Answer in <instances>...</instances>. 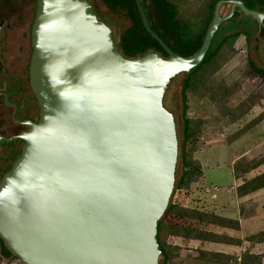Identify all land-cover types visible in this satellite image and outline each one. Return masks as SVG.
<instances>
[{
    "label": "water",
    "instance_id": "1",
    "mask_svg": "<svg viewBox=\"0 0 264 264\" xmlns=\"http://www.w3.org/2000/svg\"><path fill=\"white\" fill-rule=\"evenodd\" d=\"M230 3L226 14L221 6ZM124 55L90 0H38L31 86L40 117L0 180V238L23 264H160L158 224L175 187L179 138L165 106L171 80L205 58L237 7L264 28V11L219 0L192 56Z\"/></svg>",
    "mask_w": 264,
    "mask_h": 264
},
{
    "label": "rangeland",
    "instance_id": "2",
    "mask_svg": "<svg viewBox=\"0 0 264 264\" xmlns=\"http://www.w3.org/2000/svg\"><path fill=\"white\" fill-rule=\"evenodd\" d=\"M90 1L93 3L94 10L98 17L112 28L115 42H120L122 35L130 29L134 23L129 9L123 6L117 8L111 7L104 0ZM172 1L178 6V18L181 19L182 25H188L187 29L191 32L198 31L203 25V17L205 16V11H207L206 5L209 0ZM13 4L12 8H19L20 11L23 9L22 11L29 12L30 7L24 5V0H14ZM228 8L229 3H224L221 6V14H226ZM155 16L156 14L153 16L154 19ZM236 39L237 38H234L226 42L214 58L208 60L199 71L194 73L193 82L195 80L197 81V92H192L190 89L187 90V115L194 118L195 121L193 126H197V134L199 135L213 127L216 130H220L222 128V119L220 116L222 115L228 117L230 120V141L237 139L238 136H253V125L255 122L259 121L258 116H261V113L264 116V76L256 74L250 65V61L253 60L257 66L264 67V50L258 51L255 48V38L251 40L252 42L247 41L243 47L235 43ZM172 42L178 45L175 40H172ZM233 59H236L233 64L226 65V63L231 62ZM185 77L186 75L184 73L176 75L169 83L164 97L165 106L175 115L179 138L183 137L182 107L184 102L182 99V88ZM212 86L213 90L211 89ZM224 87L229 88V93L227 95H224V93L223 95L221 94ZM213 93H216L217 105L220 110L218 112L215 110L216 113H213L215 111H213V102L210 99V95ZM258 105L263 107L262 111H260L261 113H255L257 117H254L252 121L251 119H247L248 115L253 109L256 110ZM221 111H223V113ZM199 121L202 122L200 123ZM245 121L248 123H245ZM248 147L249 146H246V148ZM244 148L245 146H239V150ZM259 148L260 149H255L253 152H250L253 156L252 159H242L238 161L237 165L240 164V168L245 169L257 163L263 164L264 145ZM235 150L238 151L237 147ZM180 152L181 149H179L177 167L180 166L181 173L183 166L181 165ZM188 158L193 159V153H188ZM4 161L5 168L0 167V180L4 174L3 172L7 168L10 169V166L13 164V160ZM196 162L197 161L194 159L191 165L192 168L197 166ZM263 181L264 177L255 183L259 184ZM194 184L195 183L191 186ZM191 186H183L181 189L175 187L172 201L182 205L183 208H192L205 212V208H201L200 204L195 203V201L199 200L198 197L191 196V194L194 193ZM163 219L166 226L162 230L161 237L164 247L169 251V257L165 264H238L240 262L235 256L226 253L218 255L215 251H212L210 255L202 256L201 251L204 249L205 243L198 241L191 242L188 238L177 236L171 233L172 227H169V225H175L191 230L200 228L198 230L203 232V235H206L205 232L208 233L206 236L209 238H214L215 240L226 243H238L240 242L239 232L237 231L238 224L235 222L221 220L220 222L224 224L219 225L205 222L190 215L181 217L172 212L166 214ZM252 236V240L259 241L264 239V232L256 233ZM248 238L251 239V236ZM1 249L2 243L0 240V264H11V262L23 264L17 257L4 255ZM162 262L161 255L160 264H163ZM256 262L255 259L249 261V258H247L246 260V264H256Z\"/></svg>",
    "mask_w": 264,
    "mask_h": 264
},
{
    "label": "trees",
    "instance_id": "3",
    "mask_svg": "<svg viewBox=\"0 0 264 264\" xmlns=\"http://www.w3.org/2000/svg\"><path fill=\"white\" fill-rule=\"evenodd\" d=\"M109 6L117 8L123 6L128 8L130 15L133 18V26L128 29L123 35L120 42L117 43L121 52L128 57H135L139 54H145L148 51L155 50L161 53L163 56L167 57L168 53L159 43V41L154 38L144 27L136 0H104ZM219 0H209L207 6V11H205V16L203 17V25L198 31H189L188 25H182V21L178 18V6L172 0H142L143 6L151 23L153 29L164 39V41L176 52L184 56L194 55L202 46L206 32L213 20L216 4ZM247 7L251 9H257L264 11V0H243ZM93 5V3H92ZM231 4L229 3L230 9ZM227 11V12H228ZM156 14L155 19L153 18ZM161 27V28H160ZM244 34L247 37L249 42L255 38L256 44L255 48L260 51L264 50V28L254 19L252 16L244 13L239 7L236 8L234 15L223 22L215 36L212 40L210 48L203 59V61L189 73L182 72L186 75L183 81L182 88V119H183V137L179 138V149H181V165L183 170L180 173V166L177 167V183L176 188L181 189L183 186H191L201 175L200 164L197 161V166L191 167L194 159L188 158V153L192 154L196 151L198 147V139L196 137L198 129L197 126H193L194 119L187 115L188 106L187 102V90L190 89L192 92H197L198 86L197 81L193 82V75L206 63L208 60L214 58L218 52L221 50L223 45L239 37V35ZM172 40H175L178 45H175ZM250 65L253 68L254 72L258 75L264 76V67H259L255 64L253 60L250 61ZM213 90V86L211 87ZM227 95L229 93V88L224 87L221 94ZM210 98L217 104L216 93L210 95ZM201 123V121H199ZM199 123V124H200ZM189 144V147H188ZM196 161V160H195ZM9 170V169H8ZM262 178H258L260 180ZM264 183V182H263ZM175 213L181 217H186L188 215L201 219L208 223L215 224H224L220 222L221 220L231 221L238 224L237 221L228 219L217 215L214 212L208 211H199L195 209H189L182 207L178 203H174L171 199L170 205L166 214ZM165 214V215H166ZM164 215V216H165ZM166 224L162 218L158 224V242L162 250V263L165 264L169 257V251L164 247L163 239L161 237L162 230L165 228ZM172 227L173 234L177 236H182L184 238H193V239H210L215 240L214 238H209L208 233L203 235V232L197 230L187 229L185 227L169 225ZM197 231V232H196ZM199 231V233H198ZM202 234V235H201ZM2 243V253L7 256H15L5 245L3 240L0 238ZM210 255L211 251L202 250L201 255ZM218 255L223 253L217 252ZM246 257V256H245ZM257 258V256H253ZM246 263V260L244 261Z\"/></svg>",
    "mask_w": 264,
    "mask_h": 264
},
{
    "label": "crops",
    "instance_id": "4",
    "mask_svg": "<svg viewBox=\"0 0 264 264\" xmlns=\"http://www.w3.org/2000/svg\"><path fill=\"white\" fill-rule=\"evenodd\" d=\"M247 41V37L241 34L235 43L243 47ZM235 61L236 59H233L226 65H231ZM212 102L213 111H220L218 105L213 100ZM262 109L263 107L258 105L247 119L252 121L254 117H257L255 113H261ZM260 115L259 121L252 127L253 136H238L232 141H230V120L221 115L222 128L216 130L213 127L203 134H197L198 147L193 152V159L200 164L201 175L191 186L194 191L191 196L198 197L199 200L195 203L200 204L201 208L206 209L205 211L237 221L240 242L226 243L193 238L189 240L205 243L204 250L235 256L240 260L238 264H246L244 261L247 258L249 261L255 259L256 264H264V239L252 240L253 234L264 232V181L255 183L258 178L264 177V163H257L245 169H241L240 164L237 165L242 159H252L250 152L264 145V119H262L264 116L262 113ZM245 123L248 122L245 121ZM239 146H245V148L239 150ZM246 146L249 147L246 148ZM236 147L238 151L235 150ZM250 236L251 239L248 238ZM11 264L16 263L11 262Z\"/></svg>",
    "mask_w": 264,
    "mask_h": 264
},
{
    "label": "flooded vegetation",
    "instance_id": "5",
    "mask_svg": "<svg viewBox=\"0 0 264 264\" xmlns=\"http://www.w3.org/2000/svg\"><path fill=\"white\" fill-rule=\"evenodd\" d=\"M13 1L0 0V167L4 168V160L14 163L21 154L24 141L18 134L27 129L26 122L40 117L30 79L38 0H24L29 12L12 8Z\"/></svg>",
    "mask_w": 264,
    "mask_h": 264
}]
</instances>
